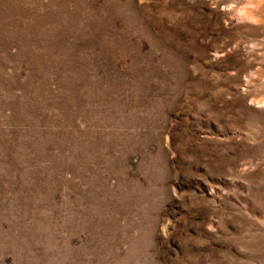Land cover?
<instances>
[{
  "label": "rangeland",
  "instance_id": "obj_1",
  "mask_svg": "<svg viewBox=\"0 0 264 264\" xmlns=\"http://www.w3.org/2000/svg\"><path fill=\"white\" fill-rule=\"evenodd\" d=\"M0 264H264V0H0Z\"/></svg>",
  "mask_w": 264,
  "mask_h": 264
}]
</instances>
